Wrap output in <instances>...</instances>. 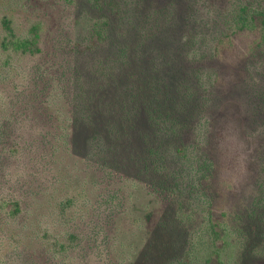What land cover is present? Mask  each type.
Returning <instances> with one entry per match:
<instances>
[{"label":"trees","instance_id":"trees-1","mask_svg":"<svg viewBox=\"0 0 264 264\" xmlns=\"http://www.w3.org/2000/svg\"><path fill=\"white\" fill-rule=\"evenodd\" d=\"M54 1L72 17L49 40L48 16L0 0V264H75L77 235L52 245L40 207L63 157L110 184L71 226L98 264H264V0ZM24 59L48 66L19 82ZM119 176L161 209L125 263L108 254Z\"/></svg>","mask_w":264,"mask_h":264},{"label":"rangeland","instance_id":"rangeland-1","mask_svg":"<svg viewBox=\"0 0 264 264\" xmlns=\"http://www.w3.org/2000/svg\"><path fill=\"white\" fill-rule=\"evenodd\" d=\"M7 1L12 3L14 8L22 10L24 15L39 14L43 16L44 19H46V16H48L52 21L46 31V36L49 40L52 39L55 32H58L63 23L60 26L57 24L62 19L64 21L66 18H68L70 21V18L72 17V12H67L62 6L57 5L54 0ZM28 3L33 4L34 7H27ZM22 4L27 5L25 7ZM38 61L39 60L36 62ZM36 62H29L28 59L21 61L19 65V82H21L23 78V82L25 83V80H27V71L31 68L40 67L43 70V67L46 68L48 66L43 64L44 62H41L37 64L42 66L32 67L36 64ZM45 70L51 75L54 74L52 76L51 82L53 85V90L55 87V92L52 93L53 102H59L62 104L60 98L64 91L59 90L55 84L56 80L54 79V76L62 75L63 71L55 64H51L49 69ZM60 106L61 112H65L64 115H66L67 110L65 109L64 105ZM61 126L63 129L64 125L61 124ZM92 166L93 165L87 166L86 163L82 164L80 160L72 159L70 157H63L54 163L53 171L57 177L60 176L63 187H61L59 191H55L54 186H51L49 189V195H45L47 203L41 204L40 206L41 209H47H43L42 213L44 214L45 219H47L45 224L48 226V232L50 236L49 242L52 245H55V240L65 237L64 234L68 229L71 230L73 234L77 235V238H79L78 234H81L79 232H81L82 229L77 232L74 231L71 226L74 225L75 228H78L79 230V225H81V223H87V221H90L89 219L93 218L89 213L86 212L85 208L88 206H96L98 195L104 192L101 191V188L105 185H110L103 181L104 178L99 171L94 172V168L92 170L89 169V167ZM37 173L41 174L39 171H37ZM112 179L113 182L111 186L119 189L123 193L125 200L121 212L116 211L117 214H112V217H116V220L112 219L108 222V234L110 239V249L108 254L114 256V259L117 261L125 263L127 260H129V258L133 257L138 249L141 248L148 234V229L151 225L145 218L146 212H148V210H152L155 214L154 218H157L158 214L161 212V209L156 203L150 204L148 202V191L144 187L140 185L135 187V184L132 181L125 183L124 177L122 176ZM57 194H61V196L64 195L65 202L62 206H59V200L61 197H57ZM96 219V222H98L99 218L96 217ZM96 222H88L89 224H87V226H90ZM69 235H66V237ZM67 239L70 241L68 244L69 258L72 261L71 258L74 257L75 264H79L78 262H80V264H98L100 262L99 260L101 253L100 249L96 248V245L93 247V250H89L87 252L86 250L80 248L78 244L80 238L77 241L76 239L73 240L74 242L71 241L70 238ZM100 241L101 238L99 237V240L97 241L98 245L100 244ZM150 264H155V262Z\"/></svg>","mask_w":264,"mask_h":264}]
</instances>
